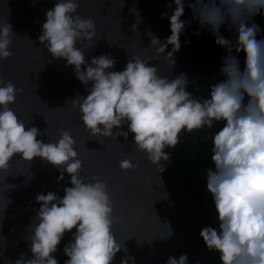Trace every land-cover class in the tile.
Wrapping results in <instances>:
<instances>
[{
	"label": "clouds",
	"instance_id": "obj_1",
	"mask_svg": "<svg viewBox=\"0 0 264 264\" xmlns=\"http://www.w3.org/2000/svg\"><path fill=\"white\" fill-rule=\"evenodd\" d=\"M172 2L176 7L168 17L171 35L162 43L149 31L151 45L145 49H151L152 54L132 53L122 71L110 70L116 64L111 54L86 61L85 50L93 47L99 36L95 19L79 14V0H57L46 11L38 39L53 59L63 58L74 66L80 82L85 86L91 82L87 95L68 102L81 114L91 136L116 140L133 133L135 149L147 155L158 173L164 171L161 161L169 160L165 148H175L182 131L211 129L216 122L225 121L214 136L205 137L214 145L211 159L215 169L207 170L206 179L218 227L205 226L200 236L209 251L219 253L221 264H264V38H257L262 30L253 19L264 14V0ZM186 2L193 19L226 49L219 69L223 78L210 85V98H196L187 91L186 74L171 78L162 75L159 66L149 65V61L162 58L169 68L174 67V54L181 48L180 36L186 25L181 19ZM132 11L137 15L132 25L135 31L142 18L135 6ZM224 26L235 31L237 38L223 36ZM16 37L8 19L0 20V61L14 56ZM168 45L173 47L165 55ZM241 53L245 55L243 65ZM22 91L0 76V172H7L17 155L30 163L39 157L59 170V181L65 172L69 174L71 186L64 188L62 197L53 191L36 195L40 207L24 237L32 255L29 258L21 253L14 264H59L54 254L66 233H72V239L64 245L68 257L64 264H113L122 248L128 250L114 231L118 218L108 182L103 175H94L90 181L81 175L84 162L71 129H60L58 140L38 139L40 129L28 127L11 107ZM125 124L127 131L122 128ZM120 167L127 170L139 165L129 157L120 161ZM172 234L169 227L162 237ZM130 260L134 264L135 257L126 255L121 264ZM4 264L13 261L4 258ZM165 264H188V254L178 259L169 256Z\"/></svg>",
	"mask_w": 264,
	"mask_h": 264
},
{
	"label": "water",
	"instance_id": "obj_2",
	"mask_svg": "<svg viewBox=\"0 0 264 264\" xmlns=\"http://www.w3.org/2000/svg\"><path fill=\"white\" fill-rule=\"evenodd\" d=\"M56 2L0 0V20L8 19L17 35L12 44L14 56L0 61V76L23 89L11 107L28 127L40 129L42 135L38 139L45 142L58 140L60 129H71L79 158L84 162L81 175L86 181L94 175H103L108 182L114 215L118 218L114 231L128 250L126 253L122 248L113 264H121L126 255L135 257L134 264H165L169 256L178 259L184 253L188 254V264H221L219 253L208 250L200 232L205 226L218 227V213L206 179L207 170L215 169L211 159L214 145L211 138L205 137L214 136L226 122H216L211 129L182 131L175 148H165L169 160L161 161L164 171L160 173L145 153L135 149L133 133L127 139L92 137L81 121V114L68 103L78 95H87L91 82L88 86L80 82L74 66L67 65L63 58L53 59L38 39L46 11ZM79 3V14L95 19L99 36L94 46L85 50L88 63L95 56L111 54L116 64L110 70L122 71L132 53L152 54L151 49H145L151 45L149 31L162 43L171 35L168 17L176 7L172 0H79ZM133 6L142 18L135 31L132 25L137 15ZM165 12L168 16H162ZM181 19L186 25L180 36L181 48L174 54V67L169 68L162 58L149 61V65L159 66L161 74L171 78L186 74L189 81L186 90L196 98H210V85L223 78L219 69L226 49L217 45L211 32L193 19L187 2ZM253 19L262 30L257 38H264V14ZM221 34L228 39L237 38L227 26L222 27ZM172 47L168 45L165 55ZM239 59L243 65L245 55L241 53ZM83 67L86 69L87 64ZM122 128L127 131L126 124ZM129 157L139 167L121 169L120 161ZM59 176V170L41 158L36 157L30 163L19 155L7 172H0V236L5 238H0V254L3 253L0 264H4V258L14 264L21 253L31 258L24 237L35 210L40 207L35 197L49 191L62 197L64 188L71 186V178L66 172L62 181ZM169 227L173 234L162 237ZM70 239L72 233H66L54 254L59 264L68 259L64 245ZM129 264L133 262L130 260Z\"/></svg>",
	"mask_w": 264,
	"mask_h": 264
}]
</instances>
